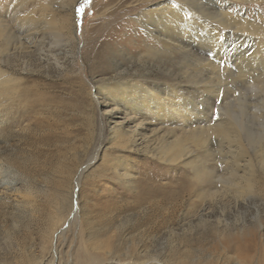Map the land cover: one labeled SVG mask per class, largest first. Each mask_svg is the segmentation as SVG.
<instances>
[{"label":"rangeland","instance_id":"1","mask_svg":"<svg viewBox=\"0 0 264 264\" xmlns=\"http://www.w3.org/2000/svg\"><path fill=\"white\" fill-rule=\"evenodd\" d=\"M23 1L0 0V24L15 33V15L37 7ZM168 1L72 0L55 8L67 23H59L62 36L46 37V53L21 56L15 41L10 64L0 39V66L21 78L14 95L0 98V264H264V169L255 157L264 143V82L252 91L248 78L237 79L227 63L234 54L223 49L211 102L217 115L242 116L252 176H232L215 133L204 139L211 157L179 139L198 156L187 165L109 145L103 81L177 85L196 100L192 84L202 73L192 52L145 46L141 15ZM223 1V13L245 23L241 32L219 26L228 49L264 42V0ZM206 8L221 19L216 5Z\"/></svg>","mask_w":264,"mask_h":264},{"label":"bare ground","instance_id":"2","mask_svg":"<svg viewBox=\"0 0 264 264\" xmlns=\"http://www.w3.org/2000/svg\"><path fill=\"white\" fill-rule=\"evenodd\" d=\"M25 1L28 0L23 2ZM70 2L72 0H35L36 8L28 13H24V8L22 14L13 17L18 29L16 37L14 31L0 24V39L5 41V55L1 59L11 63L17 55L12 46L15 41L19 43L15 50H18L21 56L35 52L40 55L46 53V37L52 34L62 36L59 23H67L66 19L61 21L57 18L55 8H65ZM223 2L170 0L164 5L158 4V8L154 5L141 15L140 22H147L142 30L147 39L145 46L148 51H155L157 46L161 49L160 54L162 50L181 52L184 49L192 52L191 58H195L193 66L196 67L197 73H202L199 82L192 84L196 88L197 97L196 100L184 99L177 85L149 83L139 78H132L123 85L103 81L98 94L105 108V115L113 124L109 133L110 146L122 145L123 149L132 151L142 149L154 157L157 155V160L175 163V166L187 165L198 156L194 155L195 151L191 150L187 143L179 142V139L186 138L197 149L204 148L205 156L209 157L204 139L208 134L215 133L217 140L215 139L214 144L217 142L221 160L231 163L234 167L232 176L237 178L240 170H244L248 177L254 174V159L248 151L250 143L241 131L244 124L242 116L238 112L227 116L217 115L211 101H215L219 93V88L213 84L216 67L223 61V49L234 54L227 63L234 65L231 70H235L233 75L237 79L247 81L248 78L252 91L264 82V42L251 39L252 45L250 43L248 46L247 41H242L241 45H233L231 47L234 48L229 50L230 44L225 45V37L219 26L241 32L245 23L241 20L235 21L234 17L223 13ZM210 5H216L219 11L222 10L219 15L221 19L215 21V18H211L210 8H206ZM251 30L258 38L263 34L257 27H252ZM184 38H188L191 44L186 43ZM151 42L154 43L153 46L149 45ZM199 53L204 56L198 57ZM139 59H142V55H139ZM20 81V77L0 66V98L14 95L13 89ZM118 113L123 115L121 123H117ZM152 125L154 129H151ZM255 157L264 169V143L255 149ZM123 164L124 162H121L117 167L120 169ZM124 169L127 178L129 175L126 174V167ZM203 172L195 174L198 182L202 180ZM145 185L146 192H152L151 185L147 182Z\"/></svg>","mask_w":264,"mask_h":264},{"label":"snow or ice","instance_id":"3","mask_svg":"<svg viewBox=\"0 0 264 264\" xmlns=\"http://www.w3.org/2000/svg\"><path fill=\"white\" fill-rule=\"evenodd\" d=\"M210 55H211V53H210Z\"/></svg>","mask_w":264,"mask_h":264}]
</instances>
